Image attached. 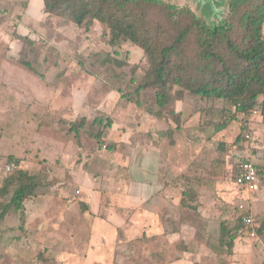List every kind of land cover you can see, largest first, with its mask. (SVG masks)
<instances>
[{"label": "rangeland", "instance_id": "1", "mask_svg": "<svg viewBox=\"0 0 264 264\" xmlns=\"http://www.w3.org/2000/svg\"><path fill=\"white\" fill-rule=\"evenodd\" d=\"M163 1L178 8L188 7L214 24L223 21L229 11L227 0H214L218 12L209 2ZM40 4L41 0H0V187L10 157L20 158L19 167L36 174L39 186L46 187L52 181L47 175L48 167H63L59 153L67 137L75 134L69 128L71 112L77 114V97L84 105L83 113L74 120L77 122L82 118L89 122L96 117L107 118L105 108L114 113L112 108L125 104V116L134 131H138L136 121L141 124L148 113L156 114L164 124L162 130L156 131L155 144L168 152L174 148L180 165L172 181L181 185L183 204L189 209L185 220L194 222V209L208 202L220 210L212 223V231L219 237L212 241H221L224 224L234 233L238 217L248 212L246 206L237 204L234 194L237 153L241 154L239 158L264 163V116L260 104L264 96L258 97L255 109L249 113L236 112L235 106L222 99L206 100L187 90L178 99V86L160 88L150 83L148 57L132 40L122 37L111 43L110 29L98 20L78 25L44 8L37 19L29 18L28 9L35 10ZM149 18L163 22L161 13L152 12ZM186 54L194 57L193 49L187 48ZM159 93L163 94L162 103ZM85 127L76 136L80 144L84 142L85 150L103 146L109 149L106 146L110 142L104 140L99 145ZM57 179H64L61 172L55 175ZM243 191L247 197L248 190L243 187ZM8 198L0 197V211ZM9 216L14 223L18 215ZM28 247L20 253L9 250L1 254L0 264H56L46 258L44 261L42 249L37 254Z\"/></svg>", "mask_w": 264, "mask_h": 264}, {"label": "crops", "instance_id": "2", "mask_svg": "<svg viewBox=\"0 0 264 264\" xmlns=\"http://www.w3.org/2000/svg\"><path fill=\"white\" fill-rule=\"evenodd\" d=\"M41 3L26 15L37 19ZM77 98L73 121L84 111L82 98ZM124 106L111 107L114 113L104 107L113 120L103 133L109 149L88 152L84 135L82 144L75 134L67 137L59 153L63 167L49 165L52 181L39 186L43 191L38 189L27 203L24 227L19 216L14 223L12 216L0 220V256L29 246L37 254L42 249L44 261L56 264H264V226L256 236L237 232L228 248L212 241L219 237L212 231L220 213L215 205L199 203L194 222L185 220L189 209L181 185L172 181L180 165L174 148L168 152L155 144L156 131L164 124L148 113L141 124L136 119L134 131ZM59 172L62 182L55 180ZM234 194L237 204L256 217L257 229L264 222V183L247 197L237 185Z\"/></svg>", "mask_w": 264, "mask_h": 264}, {"label": "trees", "instance_id": "3", "mask_svg": "<svg viewBox=\"0 0 264 264\" xmlns=\"http://www.w3.org/2000/svg\"><path fill=\"white\" fill-rule=\"evenodd\" d=\"M43 2L45 12L67 17L78 25L98 20L110 29L111 43L122 37L132 40L148 57L150 83L160 88L178 86V99L187 90L206 100L222 99L235 106L236 112L249 113L255 109L258 97L264 96V0H227L228 14L219 24L208 23L188 7L178 8L163 0ZM152 12L161 13L163 22L152 21ZM187 48L193 49L194 57L186 54ZM122 95L133 101L130 95ZM158 95L162 103L163 94ZM260 104L264 116V99ZM112 122L110 117H96L91 122L82 118L80 122L72 121L69 130L78 136L86 125L88 135L102 145L103 131ZM237 159L238 163L251 160ZM10 160L18 165L21 161L15 157ZM38 187V176L26 168L7 173L0 197L9 198L2 203L0 220L17 214L20 227H24L27 203L37 196ZM238 218L234 233L225 224L221 227V242L228 248L244 224L243 215ZM263 226L264 222L256 229L258 233Z\"/></svg>", "mask_w": 264, "mask_h": 264}, {"label": "built area", "instance_id": "4", "mask_svg": "<svg viewBox=\"0 0 264 264\" xmlns=\"http://www.w3.org/2000/svg\"><path fill=\"white\" fill-rule=\"evenodd\" d=\"M19 167L15 162H10L5 166V172H12ZM235 182L237 185L245 187L250 192H255L261 183H264V163L253 160H242L239 162L235 172ZM243 208L244 206L241 205ZM256 222L254 215L246 214L243 216V226L238 233L248 232L250 236H256Z\"/></svg>", "mask_w": 264, "mask_h": 264}, {"label": "water", "instance_id": "5", "mask_svg": "<svg viewBox=\"0 0 264 264\" xmlns=\"http://www.w3.org/2000/svg\"><path fill=\"white\" fill-rule=\"evenodd\" d=\"M199 1H201L202 3L209 2L214 12L219 11V8L216 7L214 4V0H199Z\"/></svg>", "mask_w": 264, "mask_h": 264}]
</instances>
